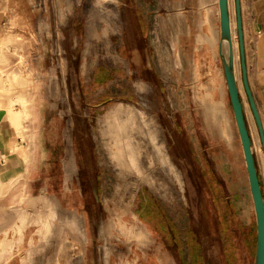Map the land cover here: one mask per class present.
<instances>
[{
    "label": "crops",
    "instance_id": "obj_1",
    "mask_svg": "<svg viewBox=\"0 0 264 264\" xmlns=\"http://www.w3.org/2000/svg\"><path fill=\"white\" fill-rule=\"evenodd\" d=\"M34 2L0 0V264H26L19 257L27 252L30 240L37 239L38 233L44 236L50 230L60 232L57 221L61 220V216L67 218L64 220L67 221L69 232H77L76 208L84 207L85 213L92 216L97 205L106 203L104 191L110 184H107L104 175L106 171L101 163L92 112L100 111L114 99L105 93L110 84L120 88L115 97L122 101L117 103V108L127 107L137 113L135 125L139 129L138 133L144 134L151 158L164 171L162 175L173 174L166 171V168L174 171L175 166L185 178V216L170 214L166 206L158 203L157 198L153 199L149 193L148 224L153 235L162 246H166L164 241L168 242L169 247L166 246L165 249L167 248L169 256L174 251L181 254L182 264H204L210 237L203 229L199 195L192 179L193 174L197 179L202 165L198 153L190 149L192 142L182 110H178V124L174 123L171 115L173 102L172 97H169L172 93L167 84L161 82L163 78L155 65L152 46L148 42H141L136 34V30L142 25V13L136 1L124 0L125 5L120 9L122 21L119 20L118 13L115 16L119 26L121 24L116 37L122 53L117 55V59L110 58L98 65L93 62L92 65L91 39L89 45H85L86 50L81 58L83 67L80 66L79 71L74 70L81 76L77 78L75 74L74 78L81 86H75L71 71L70 86L65 88L66 93L62 91L64 89L60 76L54 75L51 69L46 73V63L54 61L46 53L41 35L39 42L37 34L45 26L40 22L44 9L42 6H31L30 3ZM240 2L247 77L264 131V0ZM182 3L180 9L176 10L174 6L175 10L167 13V16H179L180 27L187 29V39L182 47L184 50L185 46L191 48V64H203L210 57L214 63L213 69L219 70L224 78L219 54L221 29L218 0H182ZM171 19L177 18L173 16ZM168 21L169 18L160 19L159 26L166 29ZM234 24L235 73L238 83L239 76L241 79L244 94L239 84L240 95L260 173L257 143L263 162L264 152L243 86L241 59L236 48V12ZM191 40L192 44H188ZM194 40L199 41L195 44ZM169 49L172 51L170 47ZM176 58L173 57V62ZM180 63L182 64V59ZM95 81L103 86L96 88ZM177 88L178 86L174 87L176 90ZM78 89L84 97L87 94L90 96V101L85 97L80 106L75 97ZM65 97L68 103L64 102ZM157 126L168 132L165 147L159 143ZM176 127L180 130L179 135L176 134ZM156 159L159 160L158 163ZM260 179L264 192L261 173ZM190 210L191 213L193 210L191 226L188 217ZM46 215L54 223L52 228L44 223ZM183 220L184 224L181 222ZM91 229L87 225L86 230ZM125 236L128 234L125 233ZM210 253L214 254V250L211 249ZM148 254L146 259L142 258L137 249L131 248V255L126 263L163 264L149 252ZM112 263L122 264L119 260Z\"/></svg>",
    "mask_w": 264,
    "mask_h": 264
},
{
    "label": "rangeland",
    "instance_id": "obj_2",
    "mask_svg": "<svg viewBox=\"0 0 264 264\" xmlns=\"http://www.w3.org/2000/svg\"><path fill=\"white\" fill-rule=\"evenodd\" d=\"M34 1V4L30 3L31 6H42L44 9L40 22L45 26L37 34L39 42L41 35L45 51L50 60L54 61L46 63V73L51 69L54 75L60 76L64 93L67 92L65 88L70 86L69 72L72 71L74 81L76 76L81 78L74 70L79 71L80 66L83 67L81 58L86 50L85 45H89L91 39L92 65L93 62L98 65L110 58L117 59V55L122 53L116 37L121 24L119 26L115 16L118 13L119 20L122 21L120 9L125 5L124 0ZM135 1L142 13V25L136 30V34L141 42H148L152 46L155 65L162 74L161 82L166 83L172 93L169 97H172L173 102L171 115L174 123L178 124V110H182L193 146L190 149L198 153L202 165L197 179L194 174L192 179L199 195L203 229L209 235L214 249V264H254L257 235L255 211L223 75L219 70L213 69L214 63L210 57L203 64H191V48L185 46L184 50L182 47L187 39V29L180 27L179 16H167V13L175 10L174 6L176 10L181 8L182 0L172 3L170 0ZM230 7L235 25L234 0H230ZM173 16L177 19L172 20ZM166 18H169V25L163 30L159 26L160 19ZM192 40L188 44H192ZM198 41L194 40L195 44ZM236 48L239 51L237 43ZM34 49L36 51L35 47ZM173 57H177L175 62ZM239 84L243 93L240 76ZM77 85L78 88L81 86L75 81V86ZM94 86L101 88L103 85L95 81ZM175 86H178L177 90L174 89ZM119 89L110 84L105 93L114 99L100 111L92 112L101 163L106 171L104 175L107 184H110L104 191L106 203L97 205L92 216L85 213L84 207L78 206L77 232L70 233L67 221L64 220L67 218L61 216V220L57 221L61 231L50 230L44 236L38 233L37 239L30 240L27 252L20 255L19 259L23 263L114 264L113 261L119 260L122 264H127L133 248L142 254V258L149 256V252L163 264H182L181 254L174 251L169 256L167 248L165 249L166 246L169 247L168 242L164 241L166 246H162L152 233L148 224V195L150 193L153 199L156 197L158 203L166 206L170 214L185 216V178L174 165V171L166 168V171L173 174L162 175L164 171L158 167L159 160L156 159V164L151 158L144 134L138 133L139 129L135 125L137 113L127 107L117 108V103L122 101L115 97ZM75 97L78 105L85 97L90 101V96L87 94L84 97L79 89ZM164 100L165 96L163 102ZM125 101L130 102L127 99ZM64 102L68 103L67 97ZM146 115L150 118L147 112ZM175 129L179 135L180 130L177 127ZM156 130L160 145L165 147L168 132L161 126H157ZM257 146L259 169L264 181V162L258 143ZM188 213L191 226L193 210ZM44 219V223L52 228L54 223L50 217L46 215ZM181 222L184 224V220ZM87 225L92 227L91 231L86 230Z\"/></svg>",
    "mask_w": 264,
    "mask_h": 264
},
{
    "label": "water",
    "instance_id": "obj_3",
    "mask_svg": "<svg viewBox=\"0 0 264 264\" xmlns=\"http://www.w3.org/2000/svg\"><path fill=\"white\" fill-rule=\"evenodd\" d=\"M236 11V31L238 34V47L239 55L241 59L242 80L243 86L248 97L250 109L255 118L261 145L264 152V131L259 115V111L255 100L253 98L248 77L245 61V48H244V36L242 25V13L240 0H234ZM219 14H220V29L221 38L219 43V54L222 60L224 78L227 88V93L231 108L233 111L238 135L241 142L244 161L246 165L248 182L250 193L253 201L255 218H256V251L254 264H264V192L262 189L260 173L256 161V156L253 149V142L248 128L246 114L244 110V104L240 95V87L235 73V48L232 31V15L230 0H218ZM208 242V236L206 237ZM207 251L204 255V264H214V254L210 253V250H214L209 243Z\"/></svg>",
    "mask_w": 264,
    "mask_h": 264
},
{
    "label": "bare ground",
    "instance_id": "obj_4",
    "mask_svg": "<svg viewBox=\"0 0 264 264\" xmlns=\"http://www.w3.org/2000/svg\"><path fill=\"white\" fill-rule=\"evenodd\" d=\"M232 31L234 32V25H233V21H232ZM18 42V41H17ZM235 42V41H234ZM19 43V42H18ZM6 48V47H5ZM1 49V48H0ZM26 61V60H25ZM2 86V85H1ZM137 262V261H135Z\"/></svg>",
    "mask_w": 264,
    "mask_h": 264
}]
</instances>
